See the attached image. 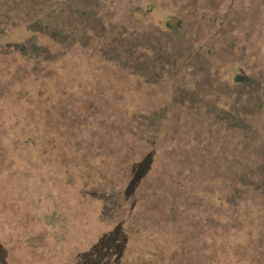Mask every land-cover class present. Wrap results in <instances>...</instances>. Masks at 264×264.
I'll use <instances>...</instances> for the list:
<instances>
[{
  "label": "trees",
  "instance_id": "1",
  "mask_svg": "<svg viewBox=\"0 0 264 264\" xmlns=\"http://www.w3.org/2000/svg\"><path fill=\"white\" fill-rule=\"evenodd\" d=\"M29 1L32 7L39 3ZM67 4L59 3L53 16L75 12L80 34L68 32L73 27L66 19L46 23L36 19L29 28L43 32L42 37L53 45L51 53L39 55L38 36H30L24 43H10L1 53L4 57L16 53L29 62L39 57L45 70L54 65L45 75L35 63L26 69L42 81H25L20 76L14 81L10 71L0 70V264H264L261 251L257 253L249 245V256L242 259V198L238 207L234 205L237 202L204 189L188 176L175 180L152 161L153 149L147 148L153 146L152 141L136 136L146 134L145 113L136 112L131 104L139 90L129 95L122 82L101 66L95 75L88 74L99 81H84L82 87L69 81L73 70L84 76L91 63L97 62L94 55L84 53L93 40L98 41L93 49L105 61L126 63L122 58L127 56L117 50L124 39L110 31L102 33L104 25L91 16L89 8ZM189 46L195 48L194 44ZM79 50L83 53L78 54ZM149 52L145 54L148 60L137 53L131 65L132 72L142 78H147L148 72L152 74L154 81H145L151 87L157 88L163 75L175 77L181 67L187 64L190 68L186 59L177 67L181 58L171 53ZM73 54L79 55V61H69ZM154 70L159 73L155 75ZM253 80L233 89L236 96L242 95V118L222 109L213 114L240 135L242 155L252 168L241 178L256 176L264 200V81ZM203 82L195 83L194 90L202 89V98L209 99L213 93L211 81ZM169 86L179 94L172 95L173 105L183 111V106L189 105L212 113L209 102L200 100V105H194V94L189 95L187 86ZM112 96L126 106L125 117L101 107L91 108L95 100ZM217 96L222 95L216 92ZM255 116L263 120L256 131L249 123ZM184 130L187 132V127ZM140 147L145 153L128 166L126 161L134 159ZM122 165L124 183L117 192L127 201L124 217L116 218L123 205L117 204L105 187L114 183L112 175ZM188 184L192 188H185ZM166 195L181 199L168 206L175 211L171 219L139 209L151 198L154 209H160L159 205L168 201ZM82 201L86 207H82ZM55 215L58 219L51 222ZM99 217H108L109 222ZM226 218L230 219L228 225L224 224ZM42 219H47L46 223ZM256 228L264 238V224Z\"/></svg>",
  "mask_w": 264,
  "mask_h": 264
},
{
  "label": "rangeland",
  "instance_id": "2",
  "mask_svg": "<svg viewBox=\"0 0 264 264\" xmlns=\"http://www.w3.org/2000/svg\"><path fill=\"white\" fill-rule=\"evenodd\" d=\"M37 1L39 3L32 7L29 5V0H0V70L5 73L10 71L14 81H17L19 76L25 81H42L39 75H30L26 69L35 63L37 68L43 69L39 70L42 71L41 75H45L48 74L47 69H52L50 67L54 65L53 63L45 70L46 65L37 60L39 57L32 58L29 62L25 60L27 58L16 53L8 57L2 56L1 53L8 48V44L24 43L30 36H38L36 42L38 46H41V50L40 48L39 51L37 50L40 52L39 55L46 51L51 53L53 45L50 41L42 37L43 32L38 33L30 29L29 24L36 19H41L45 23L66 19V22L71 21L73 27V29H68V32L80 34L81 24L75 17V12L71 14L65 12L60 18H54L53 15L56 12L53 10L62 2L69 3L67 5L70 7H80L75 2H83L81 5L89 8L92 12L91 16L99 18L100 23L104 25L102 33L107 34L110 31L112 35L124 39V43H121L117 50L127 56V58H122L127 62L105 61L102 55L93 49L98 44L97 40H93L91 47L84 53L88 56L94 55L98 63L92 62L89 73L84 76L79 72L76 73V69L73 70L68 77L69 81H75L73 85L77 87L84 86V81H99L97 77H89L88 74L95 75L94 71L101 66L116 81L122 82V85L129 90V95L136 94V90H139L138 98H133L131 104L136 112L145 113L143 120L146 134L141 132L143 137L139 133H136V136L143 141H152L153 146H147L153 149L152 161L172 174L175 180L188 176L204 189L211 190L231 202H237L234 205L238 207V199L242 198L240 205L242 259L249 256L247 245L257 253L261 251V255L264 256V238L259 235L260 233L258 234L259 230L256 228L264 224V200L256 186L258 178L251 174L241 178L242 175L246 176L249 169H252L246 162L249 160L242 155L240 145L242 139L236 130L228 129L223 121L216 119L213 114V112H219L218 109H222L221 112L233 111L236 116L242 118V95L236 96L237 93L233 89L244 81H254V78L264 81V0ZM50 10L53 12L52 15L48 14ZM46 34L48 32L45 30L44 35ZM189 43L194 44L195 48L189 46ZM92 49L97 54H93ZM151 50L155 54L171 53L181 58L177 61V67L186 63V59L191 70L187 64H184L185 67H179L180 71L175 77L163 75L160 85L157 88L151 87L145 81H154L152 74L148 72L147 78L145 75V78H142L132 72L134 69L131 65L139 52L142 53L143 58L148 60L145 54L148 55ZM80 52L83 53L82 50L77 53ZM78 54L71 55L69 61H79ZM54 69L55 72L58 71ZM68 70L70 71V68ZM68 70L66 69L67 74ZM152 73L157 75L159 71L154 70ZM203 81H211L213 93L210 94L209 99L202 98V89H197L201 91L198 95H196L198 91L194 90L197 85L204 83ZM174 84L188 87L189 95L190 92L194 94L191 95L195 99L194 105H200L197 102L200 100L211 103L212 113L197 111L195 110L197 108L188 107L189 105H184L186 110L183 111L173 105L172 98L177 91L176 89L172 91L169 85ZM216 92L221 93L222 96L215 97ZM226 93H229V96H226ZM92 107H101L125 117L123 111L126 106L115 96L95 100ZM262 121V118L255 116L249 120V123H252L256 131ZM186 127L187 132L184 130ZM137 152L134 159L126 161L128 166L131 162L140 159L145 149H138ZM123 168V165L116 167L117 171L112 175L114 183H109L105 187L112 199L117 204L123 205L118 209L116 218L124 217V207L127 201L122 198L121 193L117 192L122 185V177H125ZM116 180H121V182H116ZM172 184H175V181ZM168 186V184L165 185L167 188ZM191 186L188 184L185 188H192ZM135 198L130 201L133 202ZM166 198L168 201L161 203L160 209H154L152 198L149 203L140 204L139 209L171 219L175 211H170L168 206L172 202H180L181 199L178 196H171L173 198L171 199L167 195ZM84 203L82 201V207H86L87 204L84 205ZM99 218L105 223L109 222L108 217ZM52 219L51 222H55L58 217L55 215ZM46 221L47 219H42L43 223ZM229 222L230 219L226 218L224 224L228 225ZM210 223L213 224L211 221ZM248 237L249 243H247Z\"/></svg>",
  "mask_w": 264,
  "mask_h": 264
},
{
  "label": "water",
  "instance_id": "3",
  "mask_svg": "<svg viewBox=\"0 0 264 264\" xmlns=\"http://www.w3.org/2000/svg\"><path fill=\"white\" fill-rule=\"evenodd\" d=\"M83 2L77 1L75 2V4H77V6L79 5L80 7H85L84 5H81Z\"/></svg>",
  "mask_w": 264,
  "mask_h": 264
}]
</instances>
